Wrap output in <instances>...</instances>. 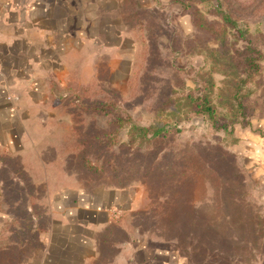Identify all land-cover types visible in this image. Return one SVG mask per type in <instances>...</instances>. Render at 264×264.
<instances>
[{"label": "rangeland", "instance_id": "374dc122", "mask_svg": "<svg viewBox=\"0 0 264 264\" xmlns=\"http://www.w3.org/2000/svg\"><path fill=\"white\" fill-rule=\"evenodd\" d=\"M129 1L138 4L140 11L136 12L137 22L128 17L127 9L131 13L132 7ZM98 2L72 1V30L81 23L84 25L82 30L88 35L93 34V17L96 16V23L102 17L103 5ZM109 7L111 5L105 6ZM194 9L200 11L211 24L223 25L220 13L231 17L235 25H226L225 47L221 48L217 40L195 28ZM119 12L117 26L121 31V48L129 50L132 47L123 38L127 25L141 24V21L146 30L147 39L141 45L142 53H146L142 64L146 69H141L143 77L125 79L129 67L125 60L121 61L119 79H65L64 73L62 79L57 71L64 89L69 87L67 91L74 93L86 88L88 91L84 92L83 98L93 101L102 95L97 93L98 90H111L116 93L120 108L109 116L85 113L80 118L70 110L68 113L53 108L56 116L54 120L48 121L51 130L38 133L37 142L48 146L41 149L47 153L45 160L41 158L46 163L30 154L15 158L0 157L3 164L0 163L1 204L8 216L7 227L0 233V264H20L23 257L19 255L25 242L14 240L8 243L6 239L12 236L16 238L17 235L11 232L13 229L28 238L32 232L27 234L26 227L17 226L15 219L27 223L30 216H34L33 221L39 216L43 220L50 189L59 190L66 182L60 178L61 175L74 178L79 173L80 179L77 181L81 185L85 183L87 188L80 186L82 195L94 197L104 190L99 188V183L103 182L107 187L112 185V168L119 166L123 168L121 175H130L133 170L135 176L122 188L127 189L119 194L111 190L106 192V198L98 195V200L105 206H112L114 200L119 198V208L103 207L104 213L116 212L111 224L100 235L104 237L109 228L114 230L108 241L100 238V255L94 264H120V261L125 264L121 255L141 248L177 254L187 264H259L264 257V204L257 199V189L249 179L238 146L240 129L251 126L259 115L260 104L256 94L260 76L249 74L246 59L251 57L259 60L264 55V0H122ZM107 22L109 20L102 18L103 25ZM208 49L226 54L234 69L230 68V61L225 68L214 66L208 59ZM12 69L8 65L4 69L5 79H2L8 83L9 87L6 86L10 92ZM30 71L23 68L25 77L29 76ZM227 79L235 83L244 81L241 85L243 99L241 97V101L231 102L232 107L229 109L224 108V99L230 93L221 91ZM27 86L31 92L40 87L42 101H46L48 91L58 95L61 93L58 87L56 91L55 86L49 83ZM15 91L20 92V88ZM208 92L217 108L216 126L195 116L180 123V130H172L166 139L156 140L150 148L139 151L137 148L128 149L130 125H153L157 117L156 109L165 99L182 98L190 93L201 96ZM12 111L17 112L15 109ZM119 118L132 122L119 128ZM178 118L175 115L171 121L175 122ZM11 125L14 126V132L19 133V125ZM95 135L99 139L89 142ZM79 138H85L89 145H94L83 148L78 145ZM99 144L102 147L97 149ZM35 149L31 148L27 152ZM216 150L223 154L221 161L229 170L225 173L233 178L237 172L239 175L235 178L243 185V189L233 184V190L230 186H226V190L224 179H215L208 174H196L190 181H165L145 179L143 170H138L140 166L144 168L143 163L148 158L143 156L145 152L152 151L151 154L157 157L166 154L168 159L179 154L184 159L182 167L191 170L189 161L195 162L198 155ZM80 156H86L93 162L91 170L80 166ZM47 175L52 178L46 179ZM181 216L187 217L184 228L178 218ZM71 232L73 236L76 235L71 241V248L76 249L72 255H76V252L94 254L89 241L91 232L76 229ZM63 234L57 233L58 237H63ZM77 235L89 236L86 237L89 239L79 244Z\"/></svg>", "mask_w": 264, "mask_h": 264}, {"label": "crops", "instance_id": "0c3cea01", "mask_svg": "<svg viewBox=\"0 0 264 264\" xmlns=\"http://www.w3.org/2000/svg\"><path fill=\"white\" fill-rule=\"evenodd\" d=\"M72 1L0 0V157L15 158L30 154L46 163L44 157L47 153L41 149L48 146L37 142L38 133L51 130L48 121L54 120L56 116L53 108L70 113L63 101L71 93L67 91L69 87L64 89L60 80V77L64 79L63 73L66 74L65 79H119L121 61L125 60L129 64L125 79H133L136 70L143 64V42L134 25H127L123 31L124 37L122 34L125 41L131 43V49H123L120 45L121 31L117 20L122 0H98V4L103 5L102 17L97 23L96 16L93 17L95 31L92 35L81 29L84 26L81 23L72 30ZM107 5L111 7L105 8ZM102 18L109 22L103 25ZM8 65L13 67V78L9 83L11 92L7 88L8 83L2 80L5 79L4 69ZM24 67L31 70L27 77L23 74ZM261 67L260 86L256 94L260 104L259 115L251 126L240 129L238 148L249 179L257 189V199L264 204V60ZM40 83L54 85L56 91L58 87L61 93L58 95L48 91L46 101H42L40 87L31 92L27 86ZM16 88H20V92L15 91ZM14 109L17 112H13ZM69 116L71 118V114ZM11 123L19 125V133L14 132ZM31 148L36 149L27 152ZM45 178L50 179L52 176L47 175ZM60 178L66 182L59 190L49 191L44 209L43 232L35 238V242L32 240L31 249L20 264H94L99 258L100 234L113 221L114 212L119 208V198L114 200L112 206H105L98 200V195L106 198V192L115 190L119 194L127 188H117L111 184L107 187L101 182L99 188L104 190L90 197L82 195L80 186L87 188L85 183L81 185L77 181L80 179L79 173L74 178L71 175H61ZM71 180L74 182H68ZM1 194L0 185V233L8 222V216L2 209ZM103 207L116 210L107 214L103 212ZM73 229L92 233L89 241L94 254L76 252V255H72L76 251L71 248V241L76 238V235H72ZM58 232L65 234L58 237ZM78 237L79 244L89 239L86 238L89 236ZM121 256L125 264H187L177 254L142 248ZM120 264L123 263L120 261ZM259 264H264V257Z\"/></svg>", "mask_w": 264, "mask_h": 264}, {"label": "trees", "instance_id": "16d2710c", "mask_svg": "<svg viewBox=\"0 0 264 264\" xmlns=\"http://www.w3.org/2000/svg\"><path fill=\"white\" fill-rule=\"evenodd\" d=\"M131 7V13L130 9H127V14L129 19H135V22H137V13L139 12L138 4H134L133 2L129 1ZM129 8V7H128ZM221 20L222 24L219 23L211 24L206 17L198 10H193V23L195 28L198 31L204 32L211 36L215 41L217 40L219 43V46L221 48L225 47L226 40H227V27L226 25H235L233 23L231 17L225 14H221ZM139 22V20H138ZM141 24H133L138 32L141 35L142 42L147 39V34L145 36L146 30L144 29V25L140 21ZM200 40V38H199ZM146 50V49H145ZM210 61L213 63L214 66L218 67H226V65H229L230 61V68L234 69V66L229 59V57H226V54L224 55L223 52L217 51L216 49H208ZM146 54V53H145ZM143 60L145 59L144 55ZM248 61V72L249 74L253 73V75H261L262 73V67L261 63L264 60V55H262L259 60L251 59V57H247L246 59ZM143 68V65L140 64L139 68L135 72V77L133 79H137L143 77V71L141 69ZM144 70L146 68H143ZM141 71V72H140ZM140 72V73H139ZM225 74H227V71H225ZM141 75V76H140ZM244 81H239L235 83L233 80L227 79V82H225V87L222 92L225 91V93H230L229 96L225 97L224 99V108L229 109L231 108V102L233 101H241V97L243 99V96H241V85ZM213 86V85H212ZM209 87V86H208ZM88 91L86 88H82L78 91H75L74 93H68V95L63 99L64 105L66 108L70 110V112H73V114L76 115V117L80 118L81 116L85 115V113L89 114H99V115H105L109 116L112 115L116 110H118L120 107L118 103V99L116 96V93H114L111 90H103L100 89L97 91V93L102 94L98 98H96L93 101H88L83 98L84 92ZM73 110V111H72ZM217 108L214 104L213 98L211 97V93H205L203 95H193V93L188 94L185 97L177 98V97H171L168 99H165V101L161 102L158 108L156 109V122L149 126V127H138L135 124L130 125L129 129V137L130 141L127 143L128 149L137 148L138 151L142 150V148H150L153 143H155L156 140L159 139H166L167 136L170 134V132L178 131L180 130L178 127L180 123L184 121H189L195 116L202 117L205 121H209L212 123L213 127L217 124ZM175 115H178L179 118L177 121L172 122V117ZM119 122V128H123L125 124L132 122L131 120H125L122 121L120 118L117 120ZM99 139L97 135L93 139H90L89 142H96V140ZM78 145L86 148L92 147L94 144L89 145L87 143V139L85 138H79L78 139ZM109 142V141H108ZM136 143H139L136 145ZM114 144V143H113ZM146 146H143V145ZM112 145V144H111ZM138 146V147H137ZM102 147V145L99 144L98 148ZM112 147V146H111ZM152 151L145 152L143 156H147L148 158L144 161V168H141V166L138 168V170H143V176L145 179H157V180H165V181H180V180H187L190 181V179H193L196 174H208L214 176L215 179H224L225 188L226 186H230L231 190H233V184L237 185L238 187H243L241 183L235 178L236 175L239 174L236 172L235 176L227 175L225 172L229 171L225 166L226 164L223 163L222 156L223 154H220L221 152L211 151L206 154L198 155L197 160L189 161L188 167L191 168V170L186 169V167H182L184 159L180 158L179 154H174V156H171L170 159L167 158V155L165 154L160 155L159 157L152 155ZM193 156V154H191ZM225 155V154H224ZM155 156V157H153ZM194 157V156H193ZM233 157V156H231ZM195 158V157H194ZM202 158V159H200ZM155 159V160H154ZM159 159V160H156ZM81 162V163H80ZM79 163L80 166L87 167L89 170L93 168V162H90L89 159L86 156L81 157ZM83 164V165H82ZM207 167H205L204 165ZM201 166V167H200ZM196 169V170H194ZM123 168L121 166L112 168V171L114 173V178L112 180V185H115L119 188H124L135 176L133 174V170L130 171L133 175H121ZM136 170V169H134ZM236 171V169H235ZM136 171H134L135 173ZM192 172V173H191ZM99 179V177H97ZM238 182H237V181ZM243 189V188H242ZM227 190V188H226ZM227 192V191H226ZM187 214V212H185ZM31 219H28L27 223H21L23 220H17L15 219L16 225H20L22 227H26L27 234H30L31 237H27V235L20 233H17L16 229H13L11 232L13 235H17L16 238L13 236L11 238L6 239L8 243L12 241H22L25 242L24 248L20 251V257H23L26 255L29 250L31 249V242L33 239L37 238L38 235H40L43 232V220L40 219L39 216H37L36 220L33 221L34 216H30ZM180 218L181 222H183L182 228H184L186 225L184 222H186L187 217H178ZM114 229L109 228L108 231L105 233V236L101 238H104V240L108 241L109 237L111 236V233ZM25 232V230L23 231ZM30 240V241H29ZM20 243V242H19Z\"/></svg>", "mask_w": 264, "mask_h": 264}]
</instances>
